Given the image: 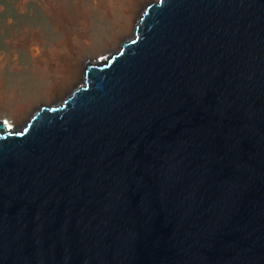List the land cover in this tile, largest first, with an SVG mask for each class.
Here are the masks:
<instances>
[{
    "label": "water",
    "instance_id": "water-1",
    "mask_svg": "<svg viewBox=\"0 0 264 264\" xmlns=\"http://www.w3.org/2000/svg\"><path fill=\"white\" fill-rule=\"evenodd\" d=\"M0 264H264V0H153L0 119Z\"/></svg>",
    "mask_w": 264,
    "mask_h": 264
},
{
    "label": "rangeland",
    "instance_id": "rangeland-1",
    "mask_svg": "<svg viewBox=\"0 0 264 264\" xmlns=\"http://www.w3.org/2000/svg\"><path fill=\"white\" fill-rule=\"evenodd\" d=\"M48 1H57L54 3L57 7L55 5L54 7L59 14L64 13L66 7L70 5L73 7V5L80 3L84 9L88 10L90 3L98 4L99 8H91L88 11L87 30L91 39L93 54L90 61H94L95 57L98 59L101 57L99 54L108 50L104 55L107 57L110 53L118 50L121 43L132 35L126 37L114 48L116 40L121 36L117 27L119 18L116 12L108 13L103 10L104 3L102 0ZM48 1L0 0V119H9L16 123L19 121L20 123L18 122L19 125L16 128L22 127L30 115L40 106L59 103L60 99L68 96L81 82L79 80L68 93L59 95L61 97L56 102L51 103L49 101L50 73L41 71L39 66L35 64L31 51L38 44L44 49H54L55 47V49L65 50L64 41L68 35L65 34L64 27L56 26L57 14L52 11V8L48 9L50 11L45 8V6H49ZM134 1L138 2V8L140 1ZM147 1L146 3H149L153 0ZM138 16L135 18V22ZM88 61L87 59V63L90 62ZM56 99L57 97L53 100Z\"/></svg>",
    "mask_w": 264,
    "mask_h": 264
},
{
    "label": "bare ground",
    "instance_id": "bare-ground-1",
    "mask_svg": "<svg viewBox=\"0 0 264 264\" xmlns=\"http://www.w3.org/2000/svg\"><path fill=\"white\" fill-rule=\"evenodd\" d=\"M139 1L140 5L137 8L138 2L134 0H102V2L104 3V5L102 6L103 10H106L108 13L116 12L119 18V24L117 27L118 32L121 33V36H119L116 40L114 48L117 47L122 40L132 34L137 22V20L135 22V18L138 16V13L142 11V7L144 6V4H147L146 2H148L147 0ZM48 2L49 6H45V8L47 9V11H50L48 9L52 8V11L57 14V16L56 14H54V16H56V26L64 27V32L68 35V37H66L67 35L65 36L66 39L64 41V44H66V48L65 50L55 49V47L54 49H44L40 44H38L37 46H34L32 48L31 56L35 64L39 66L41 71L50 73L51 80L48 90L50 93L49 101L51 103H54L61 97L59 95L68 93L79 80L81 81L83 79V70L85 65L87 64V59L90 61L93 58V54L91 51V39L89 38L87 30L89 13L88 11L91 8H99V6L97 3L92 2L87 8L88 10H86L80 3H78L73 5V7L72 5L66 7L65 12L59 14L58 10L55 11L54 7V3H56L57 1ZM51 17L53 16L51 15ZM107 52L108 50L104 53L99 54L101 55V57H99L98 59L105 58L104 55ZM94 59V62L98 61L96 57ZM56 97L57 99L53 100ZM5 120L7 126L10 129H16V127L20 123L19 121V123H16L15 121H11L9 119Z\"/></svg>",
    "mask_w": 264,
    "mask_h": 264
}]
</instances>
